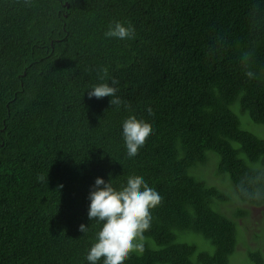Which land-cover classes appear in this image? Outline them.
I'll return each mask as SVG.
<instances>
[{
    "label": "trees",
    "instance_id": "trees-1",
    "mask_svg": "<svg viewBox=\"0 0 264 264\" xmlns=\"http://www.w3.org/2000/svg\"><path fill=\"white\" fill-rule=\"evenodd\" d=\"M115 22L133 38H107ZM246 50L264 73V0H0V264H88L102 227L88 219L89 191L97 177L120 190L132 176L161 202L124 264H229L231 196L194 171L213 151L241 201L264 205L237 191L264 184L253 171H264V136L242 124L246 114L264 127V75H245ZM113 79L120 107L88 97ZM132 116L151 134L129 158ZM248 255L264 264L261 250Z\"/></svg>",
    "mask_w": 264,
    "mask_h": 264
},
{
    "label": "clouds",
    "instance_id": "clouds-1",
    "mask_svg": "<svg viewBox=\"0 0 264 264\" xmlns=\"http://www.w3.org/2000/svg\"><path fill=\"white\" fill-rule=\"evenodd\" d=\"M107 38L120 40L131 39L134 36V28L115 22L109 25L105 32ZM253 52L246 50L241 53L240 64L245 75L249 79H259L262 74L249 70ZM118 81L113 79L111 84L102 83L87 89V95L91 98L100 99L110 97V106L120 107L123 101L116 95ZM127 107V105H124ZM151 116V109H148ZM122 138L129 158L137 155L138 150L143 147L146 139L151 134V126L134 116L126 119L122 124ZM256 177H264V171L253 169ZM38 181L44 182L47 177L40 176ZM239 196L257 201H264V184L258 179L253 182L241 181L237 186ZM89 221L95 220L102 224L96 233L95 242L92 244L85 257L88 264H124L129 254L143 252V245L138 241L142 239L143 233L151 227L150 209L161 202V196L156 190L150 188L143 178L135 176L127 179L126 185L120 190L113 188L111 183L103 177H97L88 195ZM80 232L88 231V225L81 224ZM230 264V263H229Z\"/></svg>",
    "mask_w": 264,
    "mask_h": 264
},
{
    "label": "rangeland",
    "instance_id": "rangeland-1",
    "mask_svg": "<svg viewBox=\"0 0 264 264\" xmlns=\"http://www.w3.org/2000/svg\"><path fill=\"white\" fill-rule=\"evenodd\" d=\"M242 120L243 126L248 128L249 131L264 136V127L254 124L249 115H242ZM208 154L210 156L209 161L194 172L205 180L207 179L208 184L217 185L219 189L229 193L231 196V201L225 205V210L228 215H234L239 225V232L237 248L230 257V264H253L248 255L250 250H261L264 254V205L256 206L241 201L235 193L229 177L217 174L215 157L219 158L218 155L213 151ZM217 203L216 201L214 205L216 209H218L216 207ZM239 210H243L246 213L243 215L235 214ZM193 236H196L195 239L202 242L203 244L201 245L205 247L207 241L202 235L193 234Z\"/></svg>",
    "mask_w": 264,
    "mask_h": 264
},
{
    "label": "water",
    "instance_id": "water-1",
    "mask_svg": "<svg viewBox=\"0 0 264 264\" xmlns=\"http://www.w3.org/2000/svg\"><path fill=\"white\" fill-rule=\"evenodd\" d=\"M69 4H67V6H68Z\"/></svg>",
    "mask_w": 264,
    "mask_h": 264
}]
</instances>
